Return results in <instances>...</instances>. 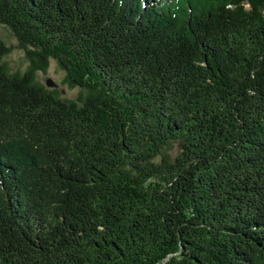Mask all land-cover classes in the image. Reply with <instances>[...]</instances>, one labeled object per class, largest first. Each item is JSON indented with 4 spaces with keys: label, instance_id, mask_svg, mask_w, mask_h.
Returning a JSON list of instances; mask_svg holds the SVG:
<instances>
[{
    "label": "trees",
    "instance_id": "16d2710c",
    "mask_svg": "<svg viewBox=\"0 0 264 264\" xmlns=\"http://www.w3.org/2000/svg\"><path fill=\"white\" fill-rule=\"evenodd\" d=\"M0 264H264V0H0ZM51 60L77 99L36 81Z\"/></svg>",
    "mask_w": 264,
    "mask_h": 264
},
{
    "label": "rangeland",
    "instance_id": "374dc122",
    "mask_svg": "<svg viewBox=\"0 0 264 264\" xmlns=\"http://www.w3.org/2000/svg\"><path fill=\"white\" fill-rule=\"evenodd\" d=\"M0 37L11 48L10 52L3 58L8 71L11 73H23L26 71L30 66L26 50L19 45L18 39L10 28L2 23H0ZM49 80L52 81L51 88L57 87L58 90H63V97L77 99L81 94L80 88L71 87L65 82V72L55 60H51L47 71H39L36 75V81L45 86H48Z\"/></svg>",
    "mask_w": 264,
    "mask_h": 264
},
{
    "label": "water",
    "instance_id": "95a60500",
    "mask_svg": "<svg viewBox=\"0 0 264 264\" xmlns=\"http://www.w3.org/2000/svg\"><path fill=\"white\" fill-rule=\"evenodd\" d=\"M47 85L51 87L52 86V81L49 80L48 83H47Z\"/></svg>",
    "mask_w": 264,
    "mask_h": 264
}]
</instances>
